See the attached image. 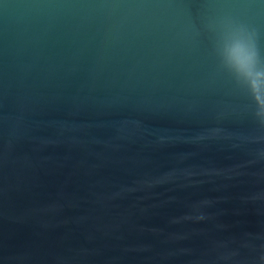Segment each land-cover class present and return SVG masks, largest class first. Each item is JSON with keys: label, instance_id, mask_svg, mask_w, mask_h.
<instances>
[{"label": "water", "instance_id": "water-1", "mask_svg": "<svg viewBox=\"0 0 264 264\" xmlns=\"http://www.w3.org/2000/svg\"><path fill=\"white\" fill-rule=\"evenodd\" d=\"M249 33L264 0H0V264H264Z\"/></svg>", "mask_w": 264, "mask_h": 264}, {"label": "clouds", "instance_id": "clouds-1", "mask_svg": "<svg viewBox=\"0 0 264 264\" xmlns=\"http://www.w3.org/2000/svg\"><path fill=\"white\" fill-rule=\"evenodd\" d=\"M226 63L234 76L246 82L249 94L257 106L256 115L261 123H264V62L258 53L252 33H249L246 39H238L230 46Z\"/></svg>", "mask_w": 264, "mask_h": 264}]
</instances>
